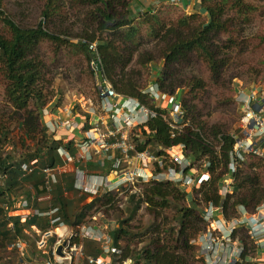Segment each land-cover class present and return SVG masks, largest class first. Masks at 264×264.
<instances>
[{"label":"trees","instance_id":"1","mask_svg":"<svg viewBox=\"0 0 264 264\" xmlns=\"http://www.w3.org/2000/svg\"><path fill=\"white\" fill-rule=\"evenodd\" d=\"M61 0H47L42 14L43 19L34 27H24L10 17L8 12L2 8L0 3V23L6 26L8 35L0 31V74L4 77L5 98L9 103L12 113H15L8 121L5 112H0V185L4 192L0 194V210L6 211V215L0 214V264H5V256L11 245L15 241L24 237V232L31 229L38 221V217H33L23 221L22 215L18 211L26 209L23 200H37L46 192L44 176L40 171L26 176L24 180L11 175L12 169L20 173V164L31 155L43 157L42 163L55 166L61 162L57 153V148L61 144L60 139H43L39 137L40 125L38 123L39 111L49 103V98L45 94L43 86L44 62L39 55V45L48 40L58 47L70 43V39L58 35L44 26L46 20L58 11L56 8ZM134 0H83L91 6L88 11V20L96 30L89 32L83 43L81 40L75 44L88 57L89 60L100 61L103 75L111 81L114 88L120 93L137 97L153 108H159L151 101L145 86L141 84L140 78L134 79L128 76L127 68L133 61L135 53L141 50V46L146 44L147 37L159 42H165L162 57L169 65L171 63L185 64L190 60L194 51L199 57L205 60L213 74L220 75L221 70L227 63L230 49H224L219 44L218 35L228 30L230 18L242 16L243 19L249 17V13L256 9V6L248 0H202L200 2L201 11L186 14L181 18L179 25L165 23L160 13H150L140 10L138 19L133 16L131 8ZM236 10V15L231 16L230 9ZM199 13V14H198ZM205 13L209 21L197 25L195 30L187 32L186 27L191 22L198 20V15ZM148 25V35L142 33V26ZM145 37V38H144ZM218 41V42H217ZM232 41V39H230ZM97 42V50L90 49L89 44ZM233 42V41H232ZM232 43L225 44L230 47ZM109 48L123 52L121 56L112 53ZM144 57V58H143ZM153 53L141 52L138 62L149 71V64L154 59ZM168 65V66H169ZM94 75L97 74L92 68ZM173 72L168 68L163 71L159 79L160 88L163 90L165 82ZM253 83V82H252ZM171 84V83H168ZM194 91L204 88V84L192 85ZM169 93L175 91V86H171ZM31 102L34 108L30 107ZM74 110L79 109V105H74ZM185 108L188 113L193 114L194 104L186 102ZM4 110V109H3ZM159 111L165 112L166 110ZM190 111V112H189ZM190 113V114H191ZM191 114V116H192ZM23 116L22 128L18 132L17 138L12 135L13 118L19 121ZM194 125L187 126L182 131H174L170 125L158 116L149 122L151 134L146 138V142H138L140 150H155L159 146H176L185 144L187 148L194 151L198 159L209 158L211 166V178L201 184L202 200L205 207L223 206L228 217L237 213V207L244 205L248 209H256L264 204V188L261 185L260 174L254 170L261 167L263 159L254 160L248 163L249 172L243 173V166L239 167L237 173V188L234 194L224 198L219 192V184L228 175L231 163L230 151L234 144V139L229 131L222 128H210L206 122H202L192 116ZM12 120V121H11ZM198 128V130H196ZM32 138L39 142V150L35 153L26 152L19 156L21 149H25L24 138ZM12 139V149H6V142ZM214 139L216 142H214ZM164 153V152H163ZM244 162L242 165H244ZM112 163L105 162V166L97 167L103 172L109 170ZM63 188L72 191V198L64 196ZM188 190H183L173 183H146L143 192L138 197L139 205L147 204L150 213L160 214V210L174 208L177 213H181L182 219L178 224L166 223L165 228H160L159 224L154 225L150 243H133L135 234L132 222L138 214L133 203L137 200L134 195L129 196L123 208L124 216L120 220L118 230H109L113 243L120 251L119 261H133V264H196L200 260L193 252L190 244L205 227V217L200 215L191 203H186ZM87 195L79 196V192L74 187V178L59 179L56 186L54 198L61 208L62 221L68 225L77 218L80 225L93 213H97L99 206L110 207L117 201V196L111 192L105 193L99 198L83 204ZM100 203V204H99ZM6 205V208H3ZM108 210L106 209L105 212ZM104 212V213H105ZM178 226V227H177ZM235 238L244 247L241 259L238 264H260L258 261L247 259L250 251L255 248L253 239L246 229L235 232ZM57 240L52 236L50 244ZM78 241L77 238L73 241ZM94 247V249H93ZM97 244L90 246V255L98 257L101 251H97ZM89 258H81L79 264H96L88 262ZM14 264H26L16 261ZM31 264V263H27Z\"/></svg>","mask_w":264,"mask_h":264},{"label":"built area","instance_id":"2","mask_svg":"<svg viewBox=\"0 0 264 264\" xmlns=\"http://www.w3.org/2000/svg\"><path fill=\"white\" fill-rule=\"evenodd\" d=\"M136 1V2H135ZM181 4V0H157L151 4L148 0H134L143 11L156 12L162 2ZM83 43L87 40L82 39ZM91 50H97L96 43H90ZM92 67L97 68V61L92 60ZM156 76L153 77V79ZM152 79V80H153ZM146 85L151 101L159 108H153L137 97L120 94L110 80L97 78V88L94 98L77 100L79 109L74 106L56 104L40 113L42 128L39 137L43 139H60L57 153L61 162L55 166L42 163L43 157L31 155L20 164V173L12 169L11 175L20 180L40 171L44 176L45 194L37 200L47 202L44 209L31 208L23 203L26 209L20 210L28 214V219L38 217L33 227H38L43 239L39 247H46V239L56 236L57 241L45 252L48 256L42 264H79L81 258H89L90 262L99 264L98 257L90 255V244L107 243L106 251L120 252L106 238V230L97 224L90 225L85 220L76 225L75 230L62 221L61 208L54 198L56 186L65 173V165L84 164L74 169V187L80 196L87 195L88 202L103 196L107 192L116 195L126 193L136 182L142 183H182L188 187L201 185L211 178L209 158L198 159L194 151L185 144L176 146H159L155 150L138 148V142H146L151 134L149 122L152 118L162 116L173 130H183L193 126L192 116L186 112V89H177L171 94L163 93L158 82ZM124 97L123 101L120 99ZM164 98L167 109L158 105V99ZM234 100L238 108V118L235 128L229 132L234 139L230 151L231 163L228 175L219 184V192L224 198L235 193L237 188V173L247 159L251 157L264 160V85L262 83H242L237 81L234 89ZM160 110H166L160 112ZM77 117L84 118L80 124ZM198 130V128L196 129ZM25 153H35L39 150V142L25 137ZM164 152V153H163ZM110 161L109 170L103 172L97 167L105 166ZM203 165L206 167L203 168ZM196 166L200 168L198 171ZM64 196L72 198L73 193L63 188ZM127 194V193H126ZM86 199V200H87ZM86 200L83 204L87 203ZM6 212L0 211V214ZM24 215H22L23 217ZM204 230L192 240L199 247V259L207 264H238L244 247L235 238V232L246 229L255 243L247 259L264 263V204L256 209H248L244 205L237 207V213L228 217L223 206L210 205L206 207ZM209 222V223H208ZM40 234V235H41ZM69 236L65 247L66 257L56 254V247ZM77 238L78 241H73ZM112 241V242H111ZM110 243V244H109ZM22 240L9 247L10 253L22 250ZM262 261V262H261Z\"/></svg>","mask_w":264,"mask_h":264},{"label":"rangeland","instance_id":"3","mask_svg":"<svg viewBox=\"0 0 264 264\" xmlns=\"http://www.w3.org/2000/svg\"><path fill=\"white\" fill-rule=\"evenodd\" d=\"M248 1L256 6V9L249 13V17H246V19H243L242 16L237 17L236 10L231 8V16L236 15V17L234 19L230 18L228 30L218 35L221 47L230 49L229 56L227 57L228 64L222 68L220 75L213 76L207 62L194 51L191 53V59L186 61L185 64L171 63L169 65L162 57L166 43L147 37L146 44L142 45L141 50L135 53L133 61L127 68L128 76H132L134 79L140 78L141 84L146 88V85L154 76L156 77L152 82H158L160 77H162L163 71L168 68V71L173 72V75L164 83L163 93L168 94L171 86H175V91L177 89H186L188 92L186 96L187 103L189 105H195L193 114L189 111L192 116L194 115L196 119L206 122L210 128H222L227 132H231L235 128L238 118V108L234 100L236 82L240 81L247 84L258 82L264 85V0ZM46 2L47 0H0L2 8L8 12L10 17L24 27H34L40 23L43 19L42 11L46 6ZM132 4V14L138 19L139 11L136 9L134 1ZM195 4L196 1L191 4L192 12H190L185 10L182 4L175 5L165 1L162 2V5L156 13H160L165 23L179 25L181 18L186 14L190 15L193 12L201 11L195 8ZM56 8L58 11L50 19L45 21L44 26L58 35L69 38L71 42L62 47H58L54 43L45 40L38 47L39 55L44 62L43 86L45 87V94L49 98V103L38 114L37 119L40 129L42 128V119L40 116L42 110L50 109L55 104L57 106H74L78 99L94 98L97 88L98 69L96 70L97 74L94 75L91 60L75 45L81 38H86L90 31L96 30L95 27L90 25L88 20L87 13L91 6L84 3L83 0H61ZM198 16L197 21L191 22L185 28V34L195 30L198 24L200 25L203 22L209 21L205 13ZM0 31L8 35L6 26L2 23H0ZM142 33L145 37L148 35V25L144 24L142 26ZM229 42L232 43L231 46L225 47L224 45L229 44ZM95 43L97 44V42ZM109 50L117 56H121L123 53L112 48H109ZM144 51L146 53H153L155 57L149 64V71L144 65L138 62L139 54ZM201 82L205 87L198 92L194 91L192 85L194 86V84ZM5 84L6 81L2 74H0V112H5V116L9 121L15 113H12L11 109H9L10 105L5 98ZM164 101V98L158 99V105L162 109H167L169 107L168 103ZM30 107L34 108L32 102ZM77 120L80 124L84 123V118L82 117H77ZM19 121L18 123V120L13 118V123L11 122L13 131L10 137L13 135L14 138H17L18 132L22 128L24 117L20 116ZM214 142H216L215 139ZM5 146L8 151L11 150L12 139L9 138ZM21 151V153L18 151L19 156L24 155L25 149H21ZM252 159L253 157L247 159L246 163L242 165L243 173L250 171L248 163ZM254 160L257 161L259 158L254 157ZM261 164H264V161H261ZM196 168L198 171H201L198 166ZM203 168L205 169L206 167L203 165ZM254 170L260 174L261 185L264 188V165L261 167L257 166ZM173 184L183 190H188L186 203L188 205L192 203L196 211L204 216L206 207L202 200V186L197 184L193 187H188L182 183ZM145 185L146 183L138 181L130 187V190L126 192L127 194L123 193L119 195L114 205L110 207L99 206L97 208L98 212H94V215L87 218L90 225L97 224L106 230V238L110 242L111 236L109 230L112 228L118 230L120 228V220L124 216L123 208L131 195H134L137 199L133 205L138 212L132 222L135 234L138 232L133 237L134 244L138 245L140 242L150 243L156 222L160 228H165L166 223L174 224L175 218V224H178L177 221L182 219V215L181 213H177L174 208H165L164 210H160V214H157L150 213L147 209V204L139 205L138 197L143 192ZM89 200L87 199L86 202ZM106 209L108 210L107 212H105ZM18 214L24 215L23 221L28 220V214L25 215L23 211H18ZM32 235H36L39 239L40 233L37 228L31 227L28 232L27 230L24 232V237L21 238L22 251L33 242ZM89 244L91 246L93 242L89 241ZM106 244L105 242L97 244V251H106L108 248L105 247ZM190 244L193 246L195 256L197 258L200 257L201 250L199 247L192 244V241H190ZM33 246L37 248V244L33 243ZM112 252L114 251L111 249V251L107 252L108 254L106 256H102L103 254L100 253L98 258L99 264H112L113 262L133 264V261L130 260L124 262L119 260L115 261L117 258H120V252L117 251V256L115 257L111 256ZM7 253L5 256V264H14L16 261H25L27 264V258L24 255H30L29 253L23 254L24 259H20V255L17 253L16 255L18 256L15 255L16 257L8 256ZM89 261L90 259H88ZM196 264H207V262L198 260Z\"/></svg>","mask_w":264,"mask_h":264},{"label":"crops","instance_id":"4","mask_svg":"<svg viewBox=\"0 0 264 264\" xmlns=\"http://www.w3.org/2000/svg\"><path fill=\"white\" fill-rule=\"evenodd\" d=\"M194 1H196L195 8H197L198 10H201V7L199 5L200 4L199 3L200 0H181V4H182V6L184 7L185 10H188V11L192 12L191 11L192 10L191 4ZM148 2L151 3V4H155L157 2V0H150V1L148 0ZM136 9L138 11H140L142 9V7L136 5ZM76 166H78V167H84V164H78ZM76 166H75L74 163L65 165V170L66 171L62 175V179L64 180V179H67L69 177L75 178L74 169H75ZM0 189H1L0 190V194H2L4 192V189L1 188V185H0ZM79 196H80V193H79ZM25 202H27V203H25ZM23 203H25L26 205H29L28 207H31V208H41V209H44V208H46L48 206L47 202H45V201H39V200H35V199H32L31 201L25 199V200H23ZM36 228H37V230L40 231V229L38 227H36ZM43 237H44L43 234H41L39 236V239L36 237V235H32L33 242H31V244H29L28 247H26L25 249H23V251L22 250L21 251L18 250L17 252H14V253L8 252L7 255L8 256L10 255L12 257H16V256L20 255L19 256L20 259H24V257L22 255L29 253L30 255H27V256L24 255L25 258H27V263H31V264H42L43 260L48 256V253H46L45 251L48 250V247L51 245L50 244L51 237H48L46 239V247H44V248L39 247L38 243H39V241H41L43 239ZM33 243L37 244V248H34ZM25 250H26V252H25ZM16 253L18 255H16Z\"/></svg>","mask_w":264,"mask_h":264},{"label":"water","instance_id":"5","mask_svg":"<svg viewBox=\"0 0 264 264\" xmlns=\"http://www.w3.org/2000/svg\"><path fill=\"white\" fill-rule=\"evenodd\" d=\"M97 68H98V78L100 80H103L104 76H103V70H102V65L100 63V61H97ZM77 225V218H75V221L71 223V230H75ZM69 243V236H67L66 238L63 239L62 243H60L57 248H56V254L61 256V257H66V253H65V247L68 245Z\"/></svg>","mask_w":264,"mask_h":264},{"label":"bare ground","instance_id":"6","mask_svg":"<svg viewBox=\"0 0 264 264\" xmlns=\"http://www.w3.org/2000/svg\"><path fill=\"white\" fill-rule=\"evenodd\" d=\"M124 100V97H122L121 99H120V101H123ZM106 254H108V253H105V254H103L102 256H106ZM111 256H113V257H115V256H117V253L116 252H112V255ZM115 261H118V258L115 260ZM97 264V263H96ZM112 264H119L118 262H113Z\"/></svg>","mask_w":264,"mask_h":264},{"label":"clouds","instance_id":"7","mask_svg":"<svg viewBox=\"0 0 264 264\" xmlns=\"http://www.w3.org/2000/svg\"><path fill=\"white\" fill-rule=\"evenodd\" d=\"M104 76V75H103ZM169 94H171V93H169ZM187 102V101H186ZM185 106H186V104H185ZM186 109V108H185ZM186 112H187V109H186ZM188 113V112H187ZM188 114H190V113H188ZM191 115V114H190ZM3 208H6V205H3ZM2 212H6V211H3V210H1ZM22 219H23V217H22ZM27 221V220H26ZM71 226V225H70ZM32 227H33V225H32ZM34 228H36V227H34ZM0 229H1V226H0ZM30 230V229H29ZM27 232H28V230H27ZM18 240H22V239H18ZM17 240V241H18ZM16 242V241H15ZM14 242V243H15ZM12 246V245H11ZM57 248V247H56ZM9 250V249H8ZM8 252H10V250L8 251Z\"/></svg>","mask_w":264,"mask_h":264}]
</instances>
